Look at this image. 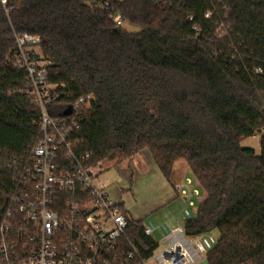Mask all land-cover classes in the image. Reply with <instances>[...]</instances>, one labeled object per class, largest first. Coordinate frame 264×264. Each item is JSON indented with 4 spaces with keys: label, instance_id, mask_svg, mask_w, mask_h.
Segmentation results:
<instances>
[{
    "label": "trees",
    "instance_id": "obj_1",
    "mask_svg": "<svg viewBox=\"0 0 264 264\" xmlns=\"http://www.w3.org/2000/svg\"><path fill=\"white\" fill-rule=\"evenodd\" d=\"M111 2L140 32L117 26L105 0L0 1V147L21 154L39 137L26 72L9 63L16 35H37L50 82L91 97L82 150L117 166L148 151L167 179L185 160L206 193L185 236L218 233L208 264H264V146H241L264 125V0ZM144 230L130 221L148 259Z\"/></svg>",
    "mask_w": 264,
    "mask_h": 264
},
{
    "label": "built area",
    "instance_id": "obj_2",
    "mask_svg": "<svg viewBox=\"0 0 264 264\" xmlns=\"http://www.w3.org/2000/svg\"><path fill=\"white\" fill-rule=\"evenodd\" d=\"M4 5L8 0H0ZM103 8L117 26L127 23L111 0ZM9 63L26 72L38 116L39 137L21 154L0 147V264H197L207 260L203 240L171 230L167 245L148 259L129 236L130 219L111 197L105 164L82 150L78 134L91 97L72 99L65 85L50 82L52 63L37 35H16ZM264 75V69H254ZM71 108V114L65 112ZM55 112H59L56 113ZM264 119V102L262 108ZM264 146V125L256 131ZM186 194V191H183ZM145 235L153 230L145 227Z\"/></svg>",
    "mask_w": 264,
    "mask_h": 264
},
{
    "label": "crops",
    "instance_id": "obj_3",
    "mask_svg": "<svg viewBox=\"0 0 264 264\" xmlns=\"http://www.w3.org/2000/svg\"><path fill=\"white\" fill-rule=\"evenodd\" d=\"M126 167L131 172L130 178L132 181L133 197L136 199L131 206H133L136 217L130 215L128 208L125 206V202L119 195L116 197L115 201L120 205V208L124 213L130 217L129 219L131 221L140 222L144 227L153 230L151 236L152 239L155 232L154 226L149 225L148 222L152 221L155 216H160L159 219L162 222H165L167 227L160 243L162 245L164 244V247L169 241L167 238L171 235V230L183 229L187 222L193 220L197 216L198 205L205 199V195L203 196L201 193L204 191L199 185L200 189L194 188L199 191V196L195 197L183 194V191L186 190L183 189L184 184L182 182V177L185 176L187 171L191 172L190 168L177 162L174 165L171 178L167 179L153 162L149 152H142L134 158L130 164H127ZM177 173L179 174L177 175L176 180H173L174 174ZM108 183L111 186L109 180ZM201 195V200L197 201L196 198H199ZM182 196L187 204L182 202ZM193 209L195 210L193 211ZM218 237L219 235L217 233L216 239H218ZM158 248L159 244H157L156 250H158ZM212 248L211 245L209 250ZM197 264H208V261L202 260Z\"/></svg>",
    "mask_w": 264,
    "mask_h": 264
},
{
    "label": "rangeland",
    "instance_id": "obj_4",
    "mask_svg": "<svg viewBox=\"0 0 264 264\" xmlns=\"http://www.w3.org/2000/svg\"><path fill=\"white\" fill-rule=\"evenodd\" d=\"M125 29L131 33H138L140 32V28L136 27V26H132L130 24L125 25ZM241 146L243 148H247V149H251L254 151L256 156H261L262 154V149H261V144H260V139L258 137V135L254 134L250 137L244 138L241 141ZM148 152V151H145ZM153 162L155 163L151 153H149ZM179 162V164H183L184 166H188L187 162L185 160H177L174 165ZM156 164V163H155ZM157 165V164H156ZM173 165V168H174ZM106 171H104L101 176H100V180H109L110 181V193H111V197L112 199L116 200V197H118V195L121 197V199L125 202V206L128 208V211L130 213V215H132L133 217H136V214L133 210V206H131L134 203V200L136 201V199H134L133 197V188H132V181L130 178V170L126 167V165H122V166H117V163L114 162H108L105 165ZM158 167V166H157ZM190 168V167H189ZM173 173V171H172ZM177 174H174L173 176V180H176L177 178ZM189 178V179H188ZM182 182L184 184L183 189L187 191V195L189 196H199V191L194 189V188H199V184L197 183V181L195 180V178L193 177L192 173L187 171V173L185 174L184 177H182ZM202 195L206 197V193L205 192H201ZM196 198L197 201L201 200V197ZM193 197V198H195ZM182 202L187 204L186 201H184L183 196L181 198ZM195 209H193L194 211ZM160 216H155L152 221L148 222L149 225L154 226V235H153V239L157 242V244H159V248L161 249L163 247L161 243L162 239H163V235L165 233V230L167 229L165 222H162L159 219ZM128 218H130L128 216ZM155 224V225H154ZM157 225V226H156ZM211 236H213L214 238H216L217 233L211 232L210 233ZM203 244L205 245L206 249L209 251V248L211 247V244H209L207 239L203 240Z\"/></svg>",
    "mask_w": 264,
    "mask_h": 264
},
{
    "label": "water",
    "instance_id": "obj_5",
    "mask_svg": "<svg viewBox=\"0 0 264 264\" xmlns=\"http://www.w3.org/2000/svg\"><path fill=\"white\" fill-rule=\"evenodd\" d=\"M71 108H69L66 112H65V115L67 116V115H70L71 114ZM176 232H178V233H182L183 232V229H178ZM171 236L172 235H170L167 239L169 240L170 238H171Z\"/></svg>",
    "mask_w": 264,
    "mask_h": 264
}]
</instances>
